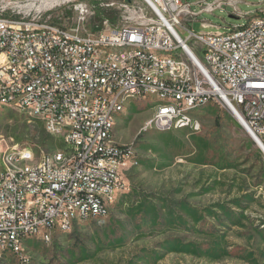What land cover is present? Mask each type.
I'll return each instance as SVG.
<instances>
[{
    "label": "built area",
    "instance_id": "obj_1",
    "mask_svg": "<svg viewBox=\"0 0 264 264\" xmlns=\"http://www.w3.org/2000/svg\"><path fill=\"white\" fill-rule=\"evenodd\" d=\"M237 0H111L113 20L91 26L77 0L66 22L40 9L0 8V108L40 120L63 146L35 156L0 138V263L27 262L31 238L104 217L126 188L132 148L113 138L131 98L150 97L139 132L200 130L194 111L225 108L264 147V0L245 25L197 33L183 22ZM245 16V15H244ZM209 24L202 23V26ZM183 33V36L181 35Z\"/></svg>",
    "mask_w": 264,
    "mask_h": 264
},
{
    "label": "rangeland",
    "instance_id": "obj_2",
    "mask_svg": "<svg viewBox=\"0 0 264 264\" xmlns=\"http://www.w3.org/2000/svg\"><path fill=\"white\" fill-rule=\"evenodd\" d=\"M75 1L0 0V8L40 9L66 22ZM84 1L94 5L91 26L119 13L100 5L111 0ZM181 1L198 11L199 0ZM261 1L237 0L242 16L223 4L183 24L197 33H224L245 25ZM152 102L129 99L116 123L114 140L133 154L124 170L126 188L108 214L74 222L48 242L27 240L24 264H264L263 152L215 103L194 111L199 131L138 133ZM0 138L35 156L63 146L40 120L7 106L0 108ZM0 264L19 263L6 252Z\"/></svg>",
    "mask_w": 264,
    "mask_h": 264
},
{
    "label": "crops",
    "instance_id": "obj_3",
    "mask_svg": "<svg viewBox=\"0 0 264 264\" xmlns=\"http://www.w3.org/2000/svg\"><path fill=\"white\" fill-rule=\"evenodd\" d=\"M120 196H121V195H120ZM120 196H119V197H120ZM119 197H118V199H119ZM118 199L116 200V202L118 201ZM116 202H115V203H116ZM115 203H114V204H115ZM114 204H113V205H114Z\"/></svg>",
    "mask_w": 264,
    "mask_h": 264
},
{
    "label": "water",
    "instance_id": "obj_4",
    "mask_svg": "<svg viewBox=\"0 0 264 264\" xmlns=\"http://www.w3.org/2000/svg\"><path fill=\"white\" fill-rule=\"evenodd\" d=\"M261 151H262V152H263V154H264V149H262Z\"/></svg>",
    "mask_w": 264,
    "mask_h": 264
},
{
    "label": "trees",
    "instance_id": "obj_5",
    "mask_svg": "<svg viewBox=\"0 0 264 264\" xmlns=\"http://www.w3.org/2000/svg\"><path fill=\"white\" fill-rule=\"evenodd\" d=\"M124 1H129V0H124Z\"/></svg>",
    "mask_w": 264,
    "mask_h": 264
},
{
    "label": "bare ground",
    "instance_id": "obj_6",
    "mask_svg": "<svg viewBox=\"0 0 264 264\" xmlns=\"http://www.w3.org/2000/svg\"><path fill=\"white\" fill-rule=\"evenodd\" d=\"M263 149H264V147H263Z\"/></svg>",
    "mask_w": 264,
    "mask_h": 264
}]
</instances>
